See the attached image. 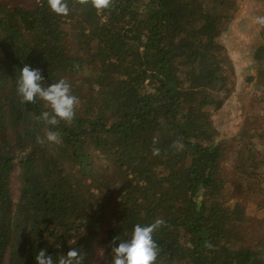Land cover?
<instances>
[{"label":"trees","instance_id":"obj_1","mask_svg":"<svg viewBox=\"0 0 264 264\" xmlns=\"http://www.w3.org/2000/svg\"><path fill=\"white\" fill-rule=\"evenodd\" d=\"M68 6L0 0V264L70 247L109 264L114 237L157 218L155 264H264V126L226 137L214 124L234 87L219 39L239 0ZM25 65L44 86L68 81L71 124L47 126L43 101L20 102ZM47 130L61 142L38 143Z\"/></svg>","mask_w":264,"mask_h":264},{"label":"clouds","instance_id":"obj_2","mask_svg":"<svg viewBox=\"0 0 264 264\" xmlns=\"http://www.w3.org/2000/svg\"><path fill=\"white\" fill-rule=\"evenodd\" d=\"M39 3L40 0H37ZM74 4L91 5L98 13L109 9L113 0H73ZM50 10L57 15H68V0H47ZM256 22L264 25V17H257ZM44 77L38 68H31L28 65L20 69L16 83V92L20 102L25 104L36 103L37 99L43 101L47 110L41 112L36 119L41 120L47 126H56L61 120L71 124L78 105V98L71 93V85L66 79H59L49 83L47 86L42 84ZM61 134L58 131L47 130L45 137H37V142L43 144L45 140L52 143L61 142ZM156 143V141H153ZM172 147L176 150H183L182 140L177 139ZM153 156L160 155V149H152ZM165 221L162 218L155 219L147 225L136 224L133 226L130 235L126 239L114 237L110 244L111 261L109 264H155L159 253V245L154 241L153 234ZM119 241L118 244L115 241ZM71 244L76 245V240ZM205 247L213 248L214 245L209 241ZM98 255L103 257V249L98 250ZM36 264H83L84 254L80 247H70L63 254L55 259L46 254V250L39 249L35 255Z\"/></svg>","mask_w":264,"mask_h":264},{"label":"rangeland","instance_id":"obj_3","mask_svg":"<svg viewBox=\"0 0 264 264\" xmlns=\"http://www.w3.org/2000/svg\"><path fill=\"white\" fill-rule=\"evenodd\" d=\"M21 2L31 5L33 0H18V3ZM257 17H264V0H239L237 13L219 39L233 68L229 81L234 87L222 105L223 110L217 112L218 119L214 120V124L225 132L226 137L240 130L251 131L256 125L262 127L260 117H256L257 113L249 111L256 104L258 108L255 91L264 84V54L260 53L261 57H257V52L264 49V25L256 22ZM255 144L263 157V141L258 138ZM225 167L224 171H230L228 163ZM229 184L235 185L231 177Z\"/></svg>","mask_w":264,"mask_h":264},{"label":"built area","instance_id":"obj_4","mask_svg":"<svg viewBox=\"0 0 264 264\" xmlns=\"http://www.w3.org/2000/svg\"><path fill=\"white\" fill-rule=\"evenodd\" d=\"M255 93L258 99V117H260L262 126H264V84L257 88Z\"/></svg>","mask_w":264,"mask_h":264},{"label":"crops","instance_id":"obj_5","mask_svg":"<svg viewBox=\"0 0 264 264\" xmlns=\"http://www.w3.org/2000/svg\"><path fill=\"white\" fill-rule=\"evenodd\" d=\"M256 117L258 118V112H257V116Z\"/></svg>","mask_w":264,"mask_h":264}]
</instances>
